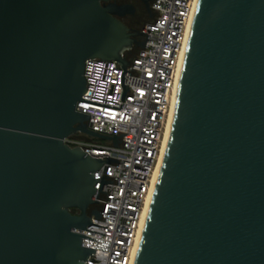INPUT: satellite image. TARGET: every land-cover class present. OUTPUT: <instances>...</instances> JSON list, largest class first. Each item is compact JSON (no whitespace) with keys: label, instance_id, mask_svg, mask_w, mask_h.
Listing matches in <instances>:
<instances>
[{"label":"water","instance_id":"1","mask_svg":"<svg viewBox=\"0 0 264 264\" xmlns=\"http://www.w3.org/2000/svg\"><path fill=\"white\" fill-rule=\"evenodd\" d=\"M116 1L0 0V264L93 254L104 161L67 140L120 144L77 111L88 60L129 64ZM135 264H264V0H199Z\"/></svg>","mask_w":264,"mask_h":264},{"label":"built area","instance_id":"2","mask_svg":"<svg viewBox=\"0 0 264 264\" xmlns=\"http://www.w3.org/2000/svg\"><path fill=\"white\" fill-rule=\"evenodd\" d=\"M199 0H156V17L146 26L145 47L129 64L98 59L85 64L86 93L77 111L89 117V128L111 141L79 136L67 140L104 161L95 174L94 197L100 217L92 216L83 246L93 251L85 264H135L147 200L161 157L189 33Z\"/></svg>","mask_w":264,"mask_h":264},{"label":"flooded vegetation","instance_id":"3","mask_svg":"<svg viewBox=\"0 0 264 264\" xmlns=\"http://www.w3.org/2000/svg\"><path fill=\"white\" fill-rule=\"evenodd\" d=\"M155 1L156 0H118L116 2H111L123 8V14L117 16V19L130 30L131 34H133V46L127 51L130 57H134L139 51V44L145 41L144 30L156 17V12L153 9ZM98 209L99 206L93 204L89 207L88 214L90 215Z\"/></svg>","mask_w":264,"mask_h":264},{"label":"bare ground","instance_id":"4","mask_svg":"<svg viewBox=\"0 0 264 264\" xmlns=\"http://www.w3.org/2000/svg\"><path fill=\"white\" fill-rule=\"evenodd\" d=\"M191 29H192V26H191ZM190 32H191V30H190ZM189 35H190V33H189ZM181 74H182V70H181ZM180 78H181V75H180ZM179 82H180V80H179ZM177 98H178V92L174 96L172 109L170 111L169 118H168V121H167V125H166V128H165L161 157H160L159 164L157 166V169L155 171L154 178H153V192H151V194H150V196H149V198L147 200V203H146V207H145V211H144V215H143V220H142L141 237H140V241H139L140 243H141V240H142V236H143L146 220H147V217H148V213H149V210H150V206H151L152 199H153V196H154V192H155V189H156V185H157V182H158V178H159V174H160V171H161V167H162V164H163V161H164V158H165V154H166V151H167V147H168V143H169L172 127H173L174 117H175ZM139 246H140V244H139ZM139 246L136 247V254H138ZM136 257H137V255H136Z\"/></svg>","mask_w":264,"mask_h":264}]
</instances>
